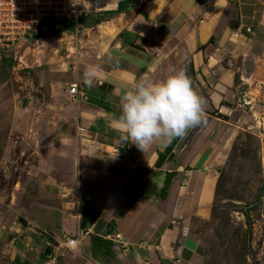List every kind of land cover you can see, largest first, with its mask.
I'll use <instances>...</instances> for the list:
<instances>
[{
  "label": "crops",
  "instance_id": "1",
  "mask_svg": "<svg viewBox=\"0 0 264 264\" xmlns=\"http://www.w3.org/2000/svg\"><path fill=\"white\" fill-rule=\"evenodd\" d=\"M114 14L93 86L83 83L86 68L76 71L55 88L51 110L32 112L26 161L35 199L13 226L25 243L19 264H39L47 247L58 258L61 236H76L97 264H190L193 220L209 217L222 139L245 113L263 115L264 0H137ZM172 68L203 97L202 123L144 152L122 142L123 86ZM71 83L80 96L68 94Z\"/></svg>",
  "mask_w": 264,
  "mask_h": 264
},
{
  "label": "rangeland",
  "instance_id": "2",
  "mask_svg": "<svg viewBox=\"0 0 264 264\" xmlns=\"http://www.w3.org/2000/svg\"><path fill=\"white\" fill-rule=\"evenodd\" d=\"M114 15L89 13L78 27L68 21L0 46V264H19L15 255L25 243L13 226L25 221L35 199L26 161L32 112L51 110L55 88L100 59L115 29L108 22ZM245 116L226 145L227 137L222 139L214 159L215 197L209 217L193 220L198 248L190 264H264V112ZM59 251L56 264H97L78 250Z\"/></svg>",
  "mask_w": 264,
  "mask_h": 264
},
{
  "label": "clouds",
  "instance_id": "3",
  "mask_svg": "<svg viewBox=\"0 0 264 264\" xmlns=\"http://www.w3.org/2000/svg\"><path fill=\"white\" fill-rule=\"evenodd\" d=\"M98 71V65L87 66L85 86H93ZM123 88L118 117L121 140L134 144L142 152L153 142L182 137L204 119V99L193 90L183 69L172 68L158 81L139 79Z\"/></svg>",
  "mask_w": 264,
  "mask_h": 264
},
{
  "label": "built area",
  "instance_id": "4",
  "mask_svg": "<svg viewBox=\"0 0 264 264\" xmlns=\"http://www.w3.org/2000/svg\"><path fill=\"white\" fill-rule=\"evenodd\" d=\"M122 0H0V46L9 47V41L30 39L49 33L62 20L80 26L79 18L94 12L114 10ZM68 94L80 96L77 85L71 83ZM56 247L78 250L76 236H61ZM57 256L49 255L39 264H56Z\"/></svg>",
  "mask_w": 264,
  "mask_h": 264
},
{
  "label": "trees",
  "instance_id": "5",
  "mask_svg": "<svg viewBox=\"0 0 264 264\" xmlns=\"http://www.w3.org/2000/svg\"><path fill=\"white\" fill-rule=\"evenodd\" d=\"M137 0H122V1H120L119 3H118V6H117V8L115 9V10H108V11H104L106 14H114V13H118V12H122L123 10H125L126 8H128L130 5H132L134 2H136ZM83 17H85V16H83ZM80 18H82V17H80ZM79 18V19H80ZM69 20H62V21H60L59 22V24L58 25H62V24H64V22H68ZM101 22V20L100 19H98V20H96V21H94V23L95 24H97V23H100ZM53 28H51V30H52ZM83 222H84V218H83V220H82ZM82 222V223H83Z\"/></svg>",
  "mask_w": 264,
  "mask_h": 264
},
{
  "label": "water",
  "instance_id": "6",
  "mask_svg": "<svg viewBox=\"0 0 264 264\" xmlns=\"http://www.w3.org/2000/svg\"><path fill=\"white\" fill-rule=\"evenodd\" d=\"M52 252V248L51 247H47L44 251L45 255L49 256Z\"/></svg>",
  "mask_w": 264,
  "mask_h": 264
}]
</instances>
